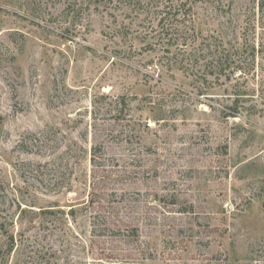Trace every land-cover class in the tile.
I'll use <instances>...</instances> for the list:
<instances>
[{
    "label": "rangeland",
    "instance_id": "rangeland-1",
    "mask_svg": "<svg viewBox=\"0 0 264 264\" xmlns=\"http://www.w3.org/2000/svg\"><path fill=\"white\" fill-rule=\"evenodd\" d=\"M171 1L228 66L154 9L0 0V264H264V7Z\"/></svg>",
    "mask_w": 264,
    "mask_h": 264
},
{
    "label": "trees",
    "instance_id": "trees-1",
    "mask_svg": "<svg viewBox=\"0 0 264 264\" xmlns=\"http://www.w3.org/2000/svg\"><path fill=\"white\" fill-rule=\"evenodd\" d=\"M109 1V0H105ZM118 4L128 5L132 11L137 10V8H149L151 13V9L156 10L157 13L165 14L161 17V21L166 19L165 16L172 15L173 21L169 25L163 24L160 26V31L156 32L159 35V39L163 41L165 44L177 45L179 51L187 52V56L191 57V55L195 56V60L199 58V56H209L212 57L210 63L215 68H222L227 65L228 56L224 53L225 49L223 43L214 36L208 37L204 36L201 31L197 28L195 24V18L193 14V6L188 1H181L180 3H174L171 0H163L160 2L159 0H113ZM144 2V3H143ZM144 4V6L142 5ZM145 4L147 5L145 7ZM161 6H163L161 8ZM260 6L264 7V0H260ZM148 15L150 16L151 14ZM154 27L152 28V31ZM221 46V47H220ZM190 47V48H189ZM189 48V49H188ZM222 48V49H221ZM169 50V49H166ZM222 52V53H221ZM222 54V56H218V54ZM199 56H198V55ZM229 65V64H228ZM227 65V66H228ZM5 222V221H4ZM2 223L0 230L8 233V229L6 228L5 223ZM7 222V221H6ZM9 238L11 239V245L9 247L8 252H11L16 244L15 236L13 233H8Z\"/></svg>",
    "mask_w": 264,
    "mask_h": 264
}]
</instances>
